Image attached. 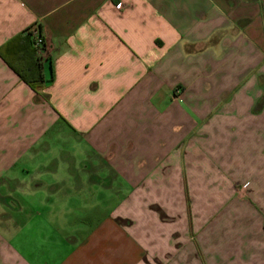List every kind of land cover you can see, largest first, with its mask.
Returning <instances> with one entry per match:
<instances>
[{"label": "crops", "instance_id": "crops-1", "mask_svg": "<svg viewBox=\"0 0 264 264\" xmlns=\"http://www.w3.org/2000/svg\"><path fill=\"white\" fill-rule=\"evenodd\" d=\"M35 24L0 189L41 208L29 240L0 212V264H264V0H0V48Z\"/></svg>", "mask_w": 264, "mask_h": 264}, {"label": "trees", "instance_id": "trees-1", "mask_svg": "<svg viewBox=\"0 0 264 264\" xmlns=\"http://www.w3.org/2000/svg\"><path fill=\"white\" fill-rule=\"evenodd\" d=\"M27 29L22 35L16 36L2 48L0 56L13 71L35 92H39L46 82L44 63L37 56L34 40ZM42 34L41 27H39Z\"/></svg>", "mask_w": 264, "mask_h": 264}, {"label": "rangeland", "instance_id": "rangeland-1", "mask_svg": "<svg viewBox=\"0 0 264 264\" xmlns=\"http://www.w3.org/2000/svg\"><path fill=\"white\" fill-rule=\"evenodd\" d=\"M56 144H58V143H56ZM59 144L63 145L61 141H59ZM68 144L70 145L71 143H68ZM65 145H67V143H65ZM16 171H14V172L16 173ZM10 177L13 178L14 175H11ZM9 187H11V186H9ZM9 187H7L5 189H0V212L7 214L8 217L11 218V220H14L16 218L15 216H18L19 220L22 221V225H25L27 228L25 230V232L22 234V237L24 240H29L30 236H31V233L29 232V226H30L29 220H30L31 212L32 211L34 212L35 210L41 208V206H40L41 204L39 203V199H41V197H39L38 200H35V199L30 200V199H33L30 196H15L14 192ZM101 196H120V195H118V194L116 195L114 193H111L107 189H103ZM17 204H19V206H21V209L15 208V206ZM44 219H43V221H44ZM40 220L41 219L39 218L38 221H40ZM35 235H36L35 239L37 238L38 240H42V239H44L45 233L44 232H37ZM13 236L14 235L12 234V232L10 233V235H9V233L6 235V237H8L10 239V241H13Z\"/></svg>", "mask_w": 264, "mask_h": 264}, {"label": "built area", "instance_id": "built-area-1", "mask_svg": "<svg viewBox=\"0 0 264 264\" xmlns=\"http://www.w3.org/2000/svg\"><path fill=\"white\" fill-rule=\"evenodd\" d=\"M39 25L35 24L31 27L30 33L32 34L34 45L36 49L37 56L42 60V63H45L48 59L47 56V48L45 44V40L40 33Z\"/></svg>", "mask_w": 264, "mask_h": 264}]
</instances>
